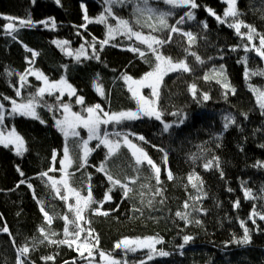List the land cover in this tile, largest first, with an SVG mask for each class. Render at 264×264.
Listing matches in <instances>:
<instances>
[{"label": "trees", "instance_id": "1", "mask_svg": "<svg viewBox=\"0 0 264 264\" xmlns=\"http://www.w3.org/2000/svg\"><path fill=\"white\" fill-rule=\"evenodd\" d=\"M150 3L161 11L173 12L169 17V24H174L186 11L194 12L196 19L186 20L181 27L197 36L190 51L200 56L204 63L199 64L193 56L185 53L186 38L179 35H173L172 43L162 49L174 60L186 58L193 68L191 73H170L164 77L160 90L161 104L165 109L163 118L174 125L167 133L162 131V125L158 121L147 118L121 125L101 126L102 132H128L136 134L134 136H144L148 143L134 140L161 167L163 183L157 185L154 179H149L147 166H136L127 148L122 147L118 157L108 160L109 169L122 182H127L126 177L139 176V179L135 185L129 184L134 192L128 199L123 197L118 185L110 193L112 200L104 202L101 209L107 211L108 216L93 215L90 211L86 214L91 220L90 227L99 237V245L94 249L92 262L98 259L99 251H103L121 261L126 260L128 264H139L141 260L146 261V264H264V221L253 217L256 220V224H253L249 219L253 208L264 213V199L259 198L264 196V167L256 166L257 162L264 164V115H261L256 96L249 88L252 85L264 90V77L251 76L250 79H245L244 75L246 69L255 71L264 66V61L254 52L244 51L243 45L249 43L246 37L237 36L235 30L228 27L227 23L220 24L206 11L210 8L224 18L223 12L227 6L223 0H196L199 7L195 10L173 9L162 0H150ZM83 5L90 18L98 17L105 7L102 0H60L59 4L55 0H34V3L32 0H0V103L5 106V119L3 124H0V132L7 134L15 128L24 138L27 149L18 156L14 147L5 148L0 145V228L7 226L11 233L10 236L0 232V264H16L17 247L13 246V239L16 246L27 243L31 247L33 238H38V242L35 249L28 254L26 264L89 262L79 256L75 246L69 248L67 245L39 242L43 241L39 228L47 225L39 210L37 199L44 202L46 210L54 217L67 214L72 218L65 202L55 198V192L39 177L41 172L48 171L50 167L59 169V161L63 158L65 140L54 126L55 120L63 116L61 104H69L73 112L85 116L87 113L84 108L95 104H100L108 112L135 110V101L131 99L128 86L121 77L127 74L134 79H140L151 70L150 64L145 63L138 53L126 50L129 47L144 49V46L134 39L128 40L118 35L103 51H99V41L107 38V30L103 24L95 22L87 23V30L80 27L86 23L82 18L85 9ZM237 7L242 13L239 19L264 34V0H238ZM132 12L131 4L126 7L117 5L114 8V14L129 20H134ZM29 14L34 22L53 19L55 27L53 28L51 23H48L47 27L37 23L32 28H20L17 33L7 32L4 26L9 21L2 17L26 18ZM13 23L19 28L18 22ZM109 23L114 24L115 21L109 19ZM204 23L207 24V29L203 28ZM136 27L146 35H161L150 33L148 28ZM241 32H247V29L242 28ZM162 34L166 36L167 32ZM13 35L16 36L15 40L12 39ZM93 39L97 42L99 61L81 57L80 63H77L75 53L82 44L87 54L92 55L90 45ZM56 41H68V44L61 47ZM181 41L183 43H180ZM255 43L258 46V39H255ZM27 49H32L38 55L34 57ZM69 51L73 54L68 55ZM245 56L248 57L246 65L242 63ZM221 65L226 69L235 95L229 93L225 97L220 84L215 80L203 79L204 75ZM29 69L42 72L53 82L65 78L76 89L75 96L64 94L60 100H57L59 92L55 95L45 93L42 103L46 102L52 110L50 111L48 106L37 108L45 124L31 118L14 116L10 111L11 99H15L17 103L26 102L41 87V81L31 74L27 76L25 85L20 87L19 75ZM9 71L13 75H7ZM97 82L105 90L103 98L95 91L94 84ZM193 83L198 88V99L203 93H208L211 99L206 102L201 100L199 103L194 100L188 91L189 85ZM17 89L21 92L20 96L16 95ZM149 92V89L145 90L146 94ZM5 96L10 100H4ZM77 97L84 98L83 105L76 103ZM172 111L186 115L183 124L176 126L180 117L169 115ZM229 114L235 118L236 124L224 131V117ZM245 114L247 119L244 118ZM84 133L82 130L80 138L87 139ZM217 136L220 137L218 141ZM80 138L70 137L68 140L74 159L73 166L68 171L75 173L71 184L78 189H84L81 193L84 195L90 183L94 199L102 200L104 194L112 187L104 173L97 171L106 158L107 149L103 145L97 147L99 142L96 140L90 141L89 147L95 150L88 157V165L78 169L79 149L74 146L73 140ZM159 149H163V152ZM54 153L58 154L55 164L52 162ZM165 153L166 164L163 159ZM194 156L198 157L195 161L192 159ZM213 156L220 159L219 169L214 165L211 170H205V160ZM137 167L139 172L134 170ZM18 168L24 173L23 176L17 171ZM169 169L174 176L171 181L167 179ZM193 173L198 174L203 181L200 193L188 183L187 177ZM61 174L63 175L59 170L49 172L50 176L57 179ZM21 180L33 185L35 198L33 189H29L27 184L17 187ZM145 183L149 188L140 187ZM157 187L163 189V197L153 195ZM245 188L251 189L253 196L257 198H246ZM140 192L144 195L140 196ZM197 195L204 198L198 201L190 199ZM162 198L163 204L159 203ZM150 199L153 201L151 208L146 206ZM142 200L144 203H141ZM237 201L240 205L238 208L235 207ZM185 202L190 205L188 209L183 208ZM68 203L74 204L70 200ZM137 208L141 211H136ZM194 208H201L203 211H193ZM177 211L190 213V222L177 217ZM196 220L201 223L197 224ZM241 221H245L251 230L252 242L245 246L231 243L243 234ZM63 227V219L54 218L51 229L59 235L52 237L53 239L64 238ZM149 236L163 238L164 243L156 245V248L167 251L169 255H157L148 260L147 249L132 253L115 248V245L125 238L143 239ZM185 236H191L193 239L184 244ZM85 255L87 256V253ZM47 256H53L55 259H42Z\"/></svg>", "mask_w": 264, "mask_h": 264}, {"label": "snow or ice", "instance_id": "2", "mask_svg": "<svg viewBox=\"0 0 264 264\" xmlns=\"http://www.w3.org/2000/svg\"><path fill=\"white\" fill-rule=\"evenodd\" d=\"M34 3V0H32ZM57 4L60 3V0H55ZM105 7L103 8L101 14L96 18H90L87 15V9L85 8L83 11V20L86 22L85 24L80 25V27L85 28L87 30V23H98L103 24L107 30V38L99 41V51H103V48L109 44V42L115 39L118 35L124 36L128 40H135L139 45H143L144 49L142 50L140 47H129L126 49L127 51H131L134 53H138L139 57L144 60L145 63L150 64L151 70L147 71L142 78L134 79L130 75H123L121 79L127 84L128 91L131 93V99L135 101L136 108L135 110H126V111H118V112H108L105 111L104 108L100 104H95L93 106H86L84 111L87 115H81L79 112H73L71 106L69 104H61L60 107L63 110V119L55 120V127L57 131H59L65 140V145L63 148L62 159L59 161L60 168L50 167L48 171H43L39 174V177L46 183V186L49 187L52 191L55 192V198H58L65 202L67 206L68 213H71L72 218H69V215L65 214L61 217H54L51 215L49 211L46 210L44 206V202L37 199V203L40 205V212L44 217L45 226H41L39 228V235L43 237V241H46L48 244L52 245H67L69 248L75 246V250L79 253V256L82 259L88 260L89 264H92V260L94 259V249L98 248L99 245V237L95 235L94 230L90 227L91 220L86 215L89 211L93 215H103L108 216L109 213L107 211H101L103 208L104 202L111 201L112 196L111 192L118 185L120 190L122 191V195L125 199L130 197V194L134 192L132 187H129V184L135 185L139 176L137 177H126L127 182H122L119 178H117L113 172L108 167V160L113 157H118L120 155V150L122 147L127 148L131 153L132 158L135 161L136 166H147V170L149 172V179H154L157 185H161L163 181L161 180V167L157 165V163L148 155L147 151L142 147L133 143L131 139H129L130 135H136L134 133L128 132H114L109 133L106 130L101 131L102 125H121L126 122H133L142 119H154L158 121L162 125V131L167 133L171 128H173V123H168L164 120L165 109L161 104V87L163 85L164 77L169 75L170 73H191L193 68L187 62V59H177L174 60L171 55H166L162 49L165 45L172 43L173 35H179L180 37L186 38L187 47L184 48L185 53L191 55L195 58V60L199 64H203L204 60L200 56H198L195 52H191L190 49L193 47L197 40V36L192 31H186L181 26L186 23V20H195V14L193 11H186L184 15H181L179 19L175 21L174 24H169V17L173 15L172 11H161L157 8L151 6L150 0H102ZM162 2L173 9L176 8H184V9H197L199 5L196 3V0H162ZM226 4V10L223 12V17L217 15L212 9H206V11L214 16L216 20L220 24L227 23L228 27L233 28L235 30V34L242 38L246 37L248 44L243 45V49L245 52H254L257 57H259L262 61H264V34H260L256 28L252 25L245 23L243 20L239 19L242 13L238 10L237 4L238 0H223ZM128 4L133 5L132 15L134 20L125 19L122 17H118L114 14L115 6L119 5L120 7H126ZM3 19L9 21L4 27L9 34L17 33L20 28H32L35 27L37 23L43 24L45 27L48 26L49 21H39L34 22L29 14L26 18H16L11 16H4ZM227 18H231V20H227ZM109 19L115 21V23H109ZM13 21L18 22L19 28L16 27V24ZM136 26H139V29L148 28L150 33H161V35L156 34H145L143 31L138 30ZM52 27H55V21L52 20ZM207 24H203V28L207 29ZM247 29V32L242 33L241 29ZM167 32V35H163L162 33ZM79 35V33H78ZM12 39L15 40L16 36L13 35ZM255 39H258V46L255 43ZM58 46L68 44V41H56ZM180 43H183L181 41ZM250 45V46H249ZM92 49V55L89 56L83 46H80V49L75 53V60L77 63H80L81 57L85 59H96L99 61L100 56L97 51V42L93 39V42L90 45ZM29 52H32V55H38V53L33 52L32 49H27ZM63 50V48H62ZM235 50V49H233ZM68 55H72V52H67ZM150 57V58H149ZM223 57H221L222 59ZM211 59V57L209 58ZM248 57L245 56L242 63L247 64ZM32 63V61H29ZM66 67V66H65ZM31 74L34 75L35 78L39 81L43 82V87H40L35 95L30 96L26 102L17 103L15 99H11L7 96L3 97L4 100H10L11 102V114L19 115L21 117H27L34 120H38L41 124H45V121L40 117L37 112L38 107L48 106L46 102H43V97L45 93L48 95H55L57 92L60 93L57 96V100H60L65 92L69 96L76 95V89L68 83L67 79L62 78L59 81L50 82L49 78L44 75L42 72L36 70L33 71L29 69L24 74L19 75L20 87L22 88L27 82V76ZM7 75L11 76L13 73L9 71ZM245 79H250L251 76H260L264 77V66L257 68L255 71L247 70L244 73ZM205 81L215 80L217 84L224 89V96L227 97L229 93L235 95V89L231 86V83L226 75V69L223 65H221L218 69L213 68L209 74L203 76ZM95 91L102 98L105 97V90L103 87L97 82L94 84ZM150 90V96H145L143 94V89ZM250 91H252L256 96V102L259 105L261 110V115H264V90L260 87L249 86ZM188 91L192 95L194 100H197L199 103L202 101H208L211 99L208 93H203L200 99L197 98L198 88L195 83L189 85ZM16 95L20 96L21 92L19 89L16 90ZM76 103L83 105L84 98L77 97ZM49 110H52L51 106H48ZM4 104L0 103V124L4 122ZM172 116H178L180 119L176 122V126L183 124L184 120L187 118L181 112L172 111L168 113ZM245 119L247 116L245 114ZM236 120L230 114L224 117L223 128L224 131H227L231 125H235ZM84 129L87 132V139L80 138V132L78 129ZM111 136L116 137L115 139H111ZM80 138L79 140H73V144L76 148L79 149V155L77 159L79 160L78 169L80 167H85L88 165V157L95 150L89 147V142L92 140L98 141L97 147L103 145L105 149H107L106 158L97 168V171L104 173L107 178V181L112 185L111 188L104 194L102 200H96L93 197L92 187L89 183L87 186L86 194L82 195V191L84 189H78L73 187L71 184V178L75 175L73 172H69L73 166L74 159L71 154V148L68 144L69 138ZM139 141H143L144 143H148L144 136L139 135L136 136ZM217 141L220 139L219 136L216 137ZM0 145L8 148L10 146L14 147V151L16 155L20 156L27 149L25 148L24 138L19 135L15 128H13L10 132L5 135L3 132H0ZM219 144H217V147ZM153 147H156L153 145ZM264 147V146H262ZM163 152V149H159ZM210 151V150H209ZM56 153L53 154L52 162L56 163ZM164 163H167V154L164 155ZM193 161L198 159V157H192ZM115 163V162H114ZM217 169L220 167V159L218 156H213L211 159H206L203 168L205 170H211L213 166ZM257 167H264V164L261 162H257ZM61 171L63 173L61 179H57L54 176H50L49 172ZM139 172V167L134 169ZM21 176L24 175L22 171L17 169ZM221 176H223V172L221 171ZM46 178V179H45ZM167 179L173 180L174 176L171 170H167ZM188 183L191 184L192 188L195 189L198 193L201 192L203 181L198 174H191L187 177ZM88 180H91V176H88ZM199 182V183H197ZM20 184H27L29 189H33V185L27 183L25 180L19 181L17 187ZM141 188H149L148 184H141ZM63 190V195H62ZM140 196H143L144 193L140 192ZM154 196L163 197V189L155 188ZM244 195L248 199H256L257 197L253 196L251 189L245 188ZM33 196L35 198V190L33 189ZM74 198V204L68 203L70 199ZM204 198L202 195H197L195 197H190L194 201H198ZM260 199H264V196L259 197ZM141 203H144L142 200ZM159 203L163 204V198L159 201ZM93 205H99V207H93ZM153 205V201L150 199L147 201V207L151 208ZM239 201L235 203V207H239ZM190 205L188 202H185L183 205L184 209H188ZM136 211H141L139 208L135 209ZM193 211H203L201 208H194ZM177 217L180 219L190 222V213L188 212H180L177 211L175 213ZM253 217H259L260 220L264 221V213L257 212L255 208H253L249 219L252 220L253 224H256V220ZM54 218H60L64 221L63 227V239H53L59 235V233L55 232L51 229V225L53 223ZM197 224L201 222L199 220L195 221ZM87 225V227H86ZM240 227L243 230L242 236L237 239L231 241V243H235L241 246L251 244V235L250 229L246 226L245 221L240 222ZM0 232L8 233L9 229L7 226L0 228ZM86 233V235H85ZM83 237V239H82ZM193 237L185 236L183 238L184 244H188ZM38 242V238H33L29 244H24L23 246H16L15 239L12 240V244L14 247H17V260L16 264H26V258L30 251H33ZM163 238L161 237H145L143 239H129L125 238L119 241L116 245V249H121L125 252L135 253L140 249H147L148 255L147 259L152 260L155 256L166 257L169 255L167 251L157 250L156 245L163 244ZM227 246V245H226ZM87 253V256L85 255ZM100 258L105 262V264H128V262L121 261L116 259L114 256L110 254H106L103 251H99ZM25 258V259H22ZM45 261L54 260L53 256L42 257ZM34 264V262H32ZM139 264H146V261L141 260Z\"/></svg>", "mask_w": 264, "mask_h": 264}, {"label": "rangeland", "instance_id": "3", "mask_svg": "<svg viewBox=\"0 0 264 264\" xmlns=\"http://www.w3.org/2000/svg\"><path fill=\"white\" fill-rule=\"evenodd\" d=\"M84 6V5H83ZM83 8H85V6L83 7ZM56 24V23H55ZM52 25V24H51ZM50 82H53V81H50ZM41 87H43L44 85H43V82L41 81ZM69 83V82H68ZM147 88H145V89H143L142 91H143V94L145 95V96H150V92H149V94L147 93H145V90H146ZM148 90V89H147ZM150 91V90H149ZM65 94H67V91L65 92ZM128 110H134V109H128ZM61 119H63V116H62V118ZM82 130L86 133H84V135L86 136V138H87V132H86V130H84V129H78V131L80 132V135L82 134ZM107 132H109V131H107ZM109 133H114V132H109ZM5 135H7V134H5ZM111 136V135H110ZM133 138V139H132ZM129 139H131L132 141H133V143H136V141L134 140V139H137L134 135H130L129 136ZM138 140V139H137ZM92 141H95V140H92ZM57 154V153H56ZM58 155V154H57ZM57 155H56V158H57ZM60 173V172H59ZM62 175V174H61ZM62 178V176L59 178V179H61ZM70 201H73V202H75L74 201V198H72V199H70ZM87 264H89V262L87 263ZM92 264H105V262L100 258V256L98 257V259H96L95 260V262H92Z\"/></svg>", "mask_w": 264, "mask_h": 264}]
</instances>
